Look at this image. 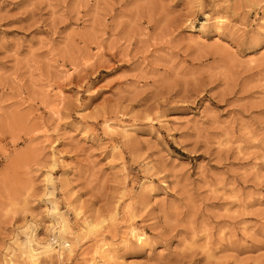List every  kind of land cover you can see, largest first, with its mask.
Wrapping results in <instances>:
<instances>
[{
  "label": "rangeland",
  "instance_id": "obj_1",
  "mask_svg": "<svg viewBox=\"0 0 264 264\" xmlns=\"http://www.w3.org/2000/svg\"><path fill=\"white\" fill-rule=\"evenodd\" d=\"M31 232L38 264H264V0H0V264Z\"/></svg>",
  "mask_w": 264,
  "mask_h": 264
},
{
  "label": "bare ground",
  "instance_id": "obj_2",
  "mask_svg": "<svg viewBox=\"0 0 264 264\" xmlns=\"http://www.w3.org/2000/svg\"><path fill=\"white\" fill-rule=\"evenodd\" d=\"M222 22V21H221ZM219 23V22H218ZM219 25V24H218ZM217 41V40H216ZM216 44V43H215ZM218 44V43H217ZM59 95L62 96L63 95V92L61 90H59ZM55 113V111H54ZM118 123V122H117ZM113 131V132H118V131H121L122 134H126L128 133L129 129L126 125H124L123 123L121 124H115V125H110V124H105L104 125V128L106 127ZM130 127V126H129ZM106 130V129H105ZM112 132V133H113ZM127 135V134H126ZM125 136V135H124ZM52 150V149H51ZM53 157L55 156L54 155V152H53ZM55 158V157H54ZM53 158V159H54ZM54 161V160H53ZM63 163V162H62ZM54 165H55V161H54ZM63 165V164H62ZM64 166V165H63ZM145 180V179H144ZM47 183L48 184H52V174L51 173H48L47 174V179H46ZM143 182V181H142ZM141 182V183H142ZM146 183V182H145ZM144 183V184H145ZM142 185V184H141ZM54 210H55V216H57V220L55 221V224L57 225V229L54 231V233L51 235V238L49 239L50 241L47 243V244H44L43 245V248L48 251H55L58 256L60 257L61 256V252L59 249H55L54 248V244H57L58 246H61L63 243H66V241L63 239V236L65 234H68V226L67 224L65 223L64 219L62 216L59 215V213L57 212V207L54 206ZM81 214V210H77V208L75 209V215L78 217L80 216ZM105 220L104 219H101L99 221L98 224H94L93 223V220L92 219H89L88 217L84 218L83 220V225H84V228H87V232H94L95 230H97L101 224L104 222ZM130 229H129V233L131 234L132 238L135 239L136 241V244H140L143 242V238L141 237L142 235H140L139 233H136V228H134L133 226H129ZM33 235H32V232L30 233L29 235V239L26 241V245H25V248H24V254H25V257L27 258V260L29 261L30 264H38V257H39V254H40V250L39 248L35 247L34 246V243H33ZM66 247H68V243H66L65 245ZM96 251H95V254L97 253L98 255H102L101 257L104 258L106 261L109 262V260H118L119 258H117V256H115L114 252H115V248H109V246H106L104 243H101V244H98V246L96 247ZM70 249V248H69ZM70 253V252H68ZM96 254V256H98ZM121 258V257H120ZM92 260V259H91ZM90 260V261H91ZM96 261L95 264H99L101 262H99V260L96 259V257L94 258L93 262ZM105 261V262H106ZM92 262V263H93ZM104 262V261H103ZM105 263V264H111L110 262L109 263ZM94 264V263H93ZM113 264H120V263H117V261L113 262Z\"/></svg>",
  "mask_w": 264,
  "mask_h": 264
}]
</instances>
